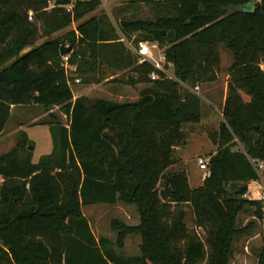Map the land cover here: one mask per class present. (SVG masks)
Segmentation results:
<instances>
[{
  "label": "trees",
  "instance_id": "trees-1",
  "mask_svg": "<svg viewBox=\"0 0 264 264\" xmlns=\"http://www.w3.org/2000/svg\"><path fill=\"white\" fill-rule=\"evenodd\" d=\"M50 1L0 0V136L13 107L60 108L68 119V127L47 124L54 150L38 164L26 134L0 156V264H231L237 240L255 229L254 223L237 227L239 215L252 210L256 221L264 219V202L244 199L249 184L261 179L253 163L264 166V0H165L167 13L154 20L122 21V36L136 44L170 45L165 55L174 66L175 80L152 81L153 67L131 58L121 70L131 67L133 76L124 83L150 84L132 103L74 101L65 58L83 78L112 53L125 58L123 43L111 45L122 38L104 17L85 20L102 0H52L51 30L78 24L66 35L71 50L62 57L66 42L48 40L24 53L32 47L28 13L46 10ZM255 2V12L241 11ZM222 47L233 63L223 122L209 134L218 150L203 185L193 190L187 173L172 169L186 130L205 115L192 90L218 81ZM162 181L173 189L166 203ZM118 203L135 206L141 224L118 225L116 244L98 239L81 209ZM131 235L141 237V253L124 257L117 249ZM258 264H264V244Z\"/></svg>",
  "mask_w": 264,
  "mask_h": 264
},
{
  "label": "rangeland",
  "instance_id": "rangeland-1",
  "mask_svg": "<svg viewBox=\"0 0 264 264\" xmlns=\"http://www.w3.org/2000/svg\"><path fill=\"white\" fill-rule=\"evenodd\" d=\"M132 1L102 0V5L94 13L87 16L85 20L93 17H104L107 23L116 30L119 37L124 40L123 45L130 49L129 44L132 40L123 37L121 34L122 21L125 19L154 20L167 13V8L163 5L165 0H156L161 3V6L134 4ZM54 7V3L51 0L46 10L37 13L30 11L28 13L27 23L33 33L32 39L30 40L32 47L26 49L24 53L31 50V48L42 45L48 40L66 42L64 45L70 48L66 35L70 31H73L74 25L59 32H54L49 28V25L54 20V16L52 15V11L55 9ZM169 46H164L162 50L169 48ZM133 57L135 58V55ZM232 63V53L222 47L218 81L211 85L201 87L200 90V96L205 105L204 118L199 125L191 126V128L190 126L188 127L186 130L188 134L187 143L176 154L181 160L179 165L172 170L185 171L188 176L189 186L193 190L203 185L204 179L208 174V171L204 172L200 170L198 166L199 159H211L218 150L217 146L211 141L209 134L218 131L223 122L222 105L225 90L228 87L229 69ZM262 69L264 71V65ZM68 73L71 86L76 96H86L90 99H106L117 103H132L137 99L139 93L136 87L134 88L124 83L128 82L133 75L129 71L122 72L119 78L109 82H105V78L98 73L96 78H92L88 84L81 83L79 85L74 82L76 74L73 70L68 69ZM100 78L101 80L99 81ZM51 113L53 114L52 116H50ZM51 120L58 121L68 127V119L58 108H55L51 112L35 106L17 107L12 113V118L5 133L0 136V156L8 155L15 150L19 142L24 140L23 134L27 136L29 142L28 150L30 151V158L33 164H38L43 157L51 155L54 150V144L50 128L47 125ZM262 187L264 188V176L260 181L249 184V189L252 193L250 197L251 195L253 196V193L262 191ZM167 188L171 189L173 194V189L165 186L164 181H162L159 186V196ZM244 199L247 198L244 197ZM184 209L187 213V225L193 231L195 230L193 211L187 206ZM81 212L88 219L93 233L98 239L102 237L108 238L115 244L117 243L119 235L118 225L125 224L129 227H136L141 224V217L137 208L122 203L114 206L98 205L83 207ZM252 215V210H249L248 212L241 213L238 217L237 227L242 229L250 223H254L255 229L251 235L240 237L237 240L234 246L231 264H258L259 262V254L264 244V219L263 221H256ZM198 232L203 236L202 231L198 230ZM141 242L140 236L131 235L126 238L124 248L122 250L117 249V252L124 257L139 256L141 253Z\"/></svg>",
  "mask_w": 264,
  "mask_h": 264
},
{
  "label": "built area",
  "instance_id": "built-area-1",
  "mask_svg": "<svg viewBox=\"0 0 264 264\" xmlns=\"http://www.w3.org/2000/svg\"><path fill=\"white\" fill-rule=\"evenodd\" d=\"M72 7H68L70 12ZM124 41V40H123ZM134 40L129 44L130 49L134 52L135 56L138 59V65L149 64L153 67L154 71L150 75L152 81H159L160 79H169L175 80L174 75V66L167 62L165 50L156 44L150 42H139L135 43ZM173 70V71H172ZM200 87H196L192 92L200 96ZM257 172L259 173L261 179L264 171V166L261 163L254 162ZM210 165V159H199L198 166L201 171H208ZM262 191L253 193V196L250 194L251 190L249 189L248 194L245 196L248 200L251 201H264V188H261ZM250 192V193H249Z\"/></svg>",
  "mask_w": 264,
  "mask_h": 264
},
{
  "label": "crops",
  "instance_id": "crops-1",
  "mask_svg": "<svg viewBox=\"0 0 264 264\" xmlns=\"http://www.w3.org/2000/svg\"><path fill=\"white\" fill-rule=\"evenodd\" d=\"M77 25L74 24V29L73 31H75L77 29L76 27ZM120 43H123V40H120L118 41L117 43H112L111 45H117V44H120ZM124 44V43H123ZM121 51L122 53L125 55V58H124V61L121 62V56L120 55H114L113 53L108 55L107 58L105 59H101L98 66H97V69L95 72H92V73H89L87 74L86 76H84V78L82 76H80L78 73H77V67L76 66H69L68 65V58H65V68L67 70V74H68V78H69V73H68V69H71L73 70V72L76 74V79L74 80V82H76V84H81V83H84V84H88L89 81L93 78L95 79L96 78V75L98 73H100V75L103 76V78H105V82H109L111 80H115L116 78H119L120 77V74L122 72H131V67L130 68H127L125 70H121L122 67H126L127 65H129L131 63V58L134 59L133 55L134 52L129 49V48H126L125 46H123L121 48ZM122 63V64H121ZM133 74V73H132ZM133 76V75H132ZM87 79V80H86ZM101 80V78L99 79V81ZM69 83H70V86H71V80L69 78ZM77 85V86H78ZM136 87V89L139 90V93H138V96H137V99L134 100L133 102H137L139 99H140V95H141V92L148 89L150 87V84H143V83H140V84H137L136 86H134V88ZM71 89L73 91V94H74V101L77 100L78 98H81V97H86V96H76L75 95V92L71 86ZM203 90V88H202ZM204 91V90H203ZM205 92V91H204ZM226 97H227V88L225 90V94H224V99H223V105H222V108L224 106V103H225V100H226ZM88 98V97H87ZM90 99V98H89ZM91 100H96V99H91ZM103 100H106V99H103ZM107 101H110V102H113L111 100H107ZM114 103H117V102H114ZM17 107H13V110H12V113L14 112V110L16 109ZM60 109V108H58ZM53 112V111H51Z\"/></svg>",
  "mask_w": 264,
  "mask_h": 264
},
{
  "label": "water",
  "instance_id": "water-1",
  "mask_svg": "<svg viewBox=\"0 0 264 264\" xmlns=\"http://www.w3.org/2000/svg\"><path fill=\"white\" fill-rule=\"evenodd\" d=\"M259 7H260V2H255V3H251V4L247 5L246 7L242 8L241 11L242 12H252L253 13ZM70 50L71 49L67 48L66 45H62L61 46V56L65 57L69 53ZM31 150H32V148H31ZM160 196H161V199H162L163 202H165V203L168 202L169 199L172 196L171 189L167 188L165 191H163L161 193Z\"/></svg>",
  "mask_w": 264,
  "mask_h": 264
}]
</instances>
